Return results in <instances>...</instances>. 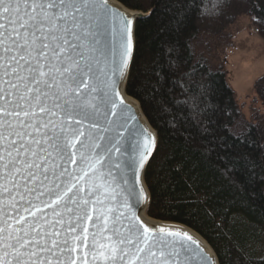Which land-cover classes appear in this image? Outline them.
Listing matches in <instances>:
<instances>
[{
	"label": "snow or ice",
	"instance_id": "1",
	"mask_svg": "<svg viewBox=\"0 0 264 264\" xmlns=\"http://www.w3.org/2000/svg\"><path fill=\"white\" fill-rule=\"evenodd\" d=\"M132 49L95 0H0V264H195L129 202L152 143L122 159L107 70Z\"/></svg>",
	"mask_w": 264,
	"mask_h": 264
},
{
	"label": "trees",
	"instance_id": "2",
	"mask_svg": "<svg viewBox=\"0 0 264 264\" xmlns=\"http://www.w3.org/2000/svg\"><path fill=\"white\" fill-rule=\"evenodd\" d=\"M136 22L127 91L158 131L146 169L149 214L185 223L220 264H264V115L248 120L210 40L246 15L264 36V0H120ZM264 103V75L256 83Z\"/></svg>",
	"mask_w": 264,
	"mask_h": 264
},
{
	"label": "water",
	"instance_id": "3",
	"mask_svg": "<svg viewBox=\"0 0 264 264\" xmlns=\"http://www.w3.org/2000/svg\"><path fill=\"white\" fill-rule=\"evenodd\" d=\"M95 2L101 5L102 12L106 20H115L120 24H123L125 21L130 22L133 49L128 59V64L123 72H113V66L109 62L107 70L109 84L111 85V83L115 82V84L117 85L114 92L110 90V96L116 101L118 105V115L117 117H115V119H117L121 123L127 121L128 130L124 133L127 139L122 140L124 149V155L122 159H127L129 155L135 153L137 150V145H143L146 139L148 140V142L152 143V149L149 150V155L148 157H146L145 166L139 172L142 184H140L138 188L143 190V195H141L139 199H137L136 196H133L129 198V202L134 206V209L138 210L137 215L139 217V220L145 225L153 227L155 234L164 235L168 239L174 238L183 243V245L189 250V252L195 253V264H220V260L215 249L208 242V240L196 229L185 223L173 220L156 218L158 219L157 221L161 220V222H151L143 216L144 211L149 213L148 210L151 201V192L146 182L145 173L148 164L157 149L159 137L158 131L149 121L141 106L140 101L136 97L128 93L127 82L129 79L130 69L136 47V22L138 19L150 15L151 10L144 11L140 9L130 8L120 0H95ZM101 40L103 46L105 47L106 53L109 52L111 40L110 33H105L101 37ZM101 66L103 67L104 64L102 63ZM110 107L111 106L109 105V108ZM110 119L113 118L110 116ZM82 126L86 127V124ZM130 175L131 174L129 173L128 177L126 178H130ZM137 195H139V192L137 193ZM143 209L145 210L143 211ZM86 223L89 227H94L90 221ZM160 228L164 229L163 233L159 232ZM170 232L179 233V235L176 237H169L168 233Z\"/></svg>",
	"mask_w": 264,
	"mask_h": 264
},
{
	"label": "rangeland",
	"instance_id": "4",
	"mask_svg": "<svg viewBox=\"0 0 264 264\" xmlns=\"http://www.w3.org/2000/svg\"><path fill=\"white\" fill-rule=\"evenodd\" d=\"M258 25L241 15L221 34L210 40L209 58L224 63L228 81L248 120L264 115V103L256 83L264 75V36Z\"/></svg>",
	"mask_w": 264,
	"mask_h": 264
},
{
	"label": "bare ground",
	"instance_id": "5",
	"mask_svg": "<svg viewBox=\"0 0 264 264\" xmlns=\"http://www.w3.org/2000/svg\"><path fill=\"white\" fill-rule=\"evenodd\" d=\"M146 209V208H145ZM143 209V211L145 210ZM143 216L144 218H146L147 220H150L151 222H161V220L157 221L158 219H156V217L153 218V216H151L149 213H147L146 211L143 212ZM177 224V223H176Z\"/></svg>",
	"mask_w": 264,
	"mask_h": 264
},
{
	"label": "built area",
	"instance_id": "6",
	"mask_svg": "<svg viewBox=\"0 0 264 264\" xmlns=\"http://www.w3.org/2000/svg\"><path fill=\"white\" fill-rule=\"evenodd\" d=\"M257 30H259V29L257 28Z\"/></svg>",
	"mask_w": 264,
	"mask_h": 264
}]
</instances>
